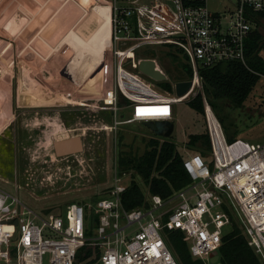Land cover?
<instances>
[{"label":"built area","instance_id":"1","mask_svg":"<svg viewBox=\"0 0 264 264\" xmlns=\"http://www.w3.org/2000/svg\"><path fill=\"white\" fill-rule=\"evenodd\" d=\"M231 4L222 12L211 11L206 0H125L111 6L113 78L104 97L113 111L110 130L135 121L173 120L174 105L200 93L209 146L204 152L192 148L182 155L188 185L163 199L145 182L142 203L130 210L121 200L127 185L122 183L125 173L117 172L118 156L108 175L111 180L103 182L105 194L71 201L62 214L44 216L42 207L24 201L23 192L35 198L25 185L14 184V193L0 187V264H81L75 260L83 246L99 249L96 260L84 264H177L165 241L170 230L183 233L194 258L212 264L210 255L218 252L232 210L244 224L247 244L264 263V143L226 140L199 74L201 68L230 61L246 65L245 43L254 29L260 31L258 25H264L263 18H256L264 12V0ZM167 44L180 49L192 72L191 78L183 79L191 86L182 96L175 92L179 80L170 79L157 59L135 53ZM142 59L154 61L169 91H156L139 76L155 80L139 71ZM121 100L131 110L118 119L115 112ZM141 135L159 143L168 139L152 130ZM134 223L136 228H129Z\"/></svg>","mask_w":264,"mask_h":264},{"label":"rangeland","instance_id":"2","mask_svg":"<svg viewBox=\"0 0 264 264\" xmlns=\"http://www.w3.org/2000/svg\"><path fill=\"white\" fill-rule=\"evenodd\" d=\"M233 2L206 0V5L222 12ZM114 3L123 5L125 0H0V187L14 193V184L25 185L35 198L23 192L22 199L42 207L44 216L62 214L71 201L104 195L103 182L111 180L115 157L121 150L140 154L146 148L141 133H151L137 121L110 130L113 111L104 97L113 78L108 14ZM257 28L264 60V25ZM164 61L169 70L160 66L169 78L180 80L182 58ZM139 76L152 89L169 91L165 81ZM117 107L118 119L129 115L131 107H124L122 100ZM214 113L225 138L264 143V74L241 106L219 99ZM173 122L168 139L182 155L193 151L189 135L204 132L203 116L184 101L174 105ZM70 137L81 139V151L58 156L54 143ZM122 173V183L133 180L144 189V180L132 170ZM231 213V221L245 233L239 216Z\"/></svg>","mask_w":264,"mask_h":264},{"label":"trees","instance_id":"3","mask_svg":"<svg viewBox=\"0 0 264 264\" xmlns=\"http://www.w3.org/2000/svg\"><path fill=\"white\" fill-rule=\"evenodd\" d=\"M256 18L264 19V12L258 13ZM262 40V34L257 29H254L249 35L245 43L246 65L230 61L200 69L203 93L213 111H216L217 100L219 99H226L236 107L241 106L247 99L261 74H264V60L259 56ZM162 46L167 49L157 52L143 48L136 50L135 53L140 57L157 59L167 71L169 67L164 64L165 57L175 61L180 56L182 58L180 66L184 70L180 80L191 78L192 72L180 54V49L169 44ZM167 85L170 90L169 83ZM188 103L197 114L203 116L202 95L200 93ZM226 140L231 142L235 138L226 136ZM188 144L191 148H202L200 151L204 152L203 150L209 146L205 128L202 133L190 134ZM118 166L121 171L132 170L144 182L149 183V190L152 194L163 199L168 198L174 191L191 182L182 166V154L178 151L177 145L170 139L164 140L162 143L155 139L146 140V148L140 154L131 150H121ZM121 200L124 208L128 210L139 206L143 200L140 186L131 180L122 193ZM230 215L232 219V213ZM94 222H97L96 216H94ZM230 226L229 231L223 233L221 238V244L218 248V264H261L252 247L247 244V237L238 224L231 221ZM165 241L177 264H204L201 259L191 255L189 244L183 239L181 231H167ZM98 253L97 247L83 246L78 249L75 261L81 264L94 262Z\"/></svg>","mask_w":264,"mask_h":264},{"label":"water","instance_id":"4","mask_svg":"<svg viewBox=\"0 0 264 264\" xmlns=\"http://www.w3.org/2000/svg\"><path fill=\"white\" fill-rule=\"evenodd\" d=\"M138 69L145 75L157 80L162 81L165 75L157 70L154 66V61L151 59H142L138 63ZM191 86L190 80H179L175 82V92L178 96H182L187 92ZM143 125L153 131L154 134L168 138L173 129V120H154L143 121ZM54 150L58 156L73 154L81 151V139L78 137H70L67 139L59 140L54 143ZM210 262L215 264L219 260V253L214 251L210 255Z\"/></svg>","mask_w":264,"mask_h":264},{"label":"bare ground","instance_id":"5","mask_svg":"<svg viewBox=\"0 0 264 264\" xmlns=\"http://www.w3.org/2000/svg\"><path fill=\"white\" fill-rule=\"evenodd\" d=\"M108 23H109V14H108ZM43 96V95H42ZM48 96V95H47ZM52 96V95H51ZM56 97H58V96H56ZM60 98V97H59ZM60 99H63L62 101H65L66 103H70V104H72V103H74V104H77L76 103V101L74 100V101H72V100H68L67 98H60ZM108 101H109V99H108Z\"/></svg>","mask_w":264,"mask_h":264},{"label":"crops","instance_id":"6","mask_svg":"<svg viewBox=\"0 0 264 264\" xmlns=\"http://www.w3.org/2000/svg\"><path fill=\"white\" fill-rule=\"evenodd\" d=\"M219 261V260H218Z\"/></svg>","mask_w":264,"mask_h":264}]
</instances>
